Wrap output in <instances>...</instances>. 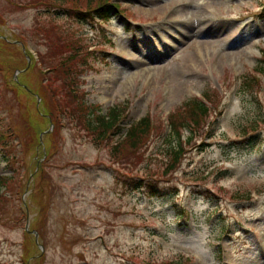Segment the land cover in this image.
<instances>
[{"label": "rangeland", "instance_id": "1", "mask_svg": "<svg viewBox=\"0 0 264 264\" xmlns=\"http://www.w3.org/2000/svg\"><path fill=\"white\" fill-rule=\"evenodd\" d=\"M117 1L126 17L113 13L76 25L107 57L82 76L86 101L102 113L128 103V125L146 115L165 119L210 89L222 112L212 108L205 135L203 127L193 133L201 145L184 148L177 171L158 182L176 190L158 196L123 180L161 171L170 145L157 137L161 122L146 161L135 154L118 165L109 142L63 117L58 151L45 161L30 144L23 112H32L39 82L54 73L42 44L49 14L0 0V126L19 135L8 140L17 172L0 199V217L13 215L11 226L0 224V264H264V84L253 93L241 85L250 72L260 79L254 67L264 50L257 15L264 0ZM54 12L60 25L72 22L61 9ZM0 174H9L1 158ZM25 226L38 232L42 247Z\"/></svg>", "mask_w": 264, "mask_h": 264}, {"label": "trees", "instance_id": "2", "mask_svg": "<svg viewBox=\"0 0 264 264\" xmlns=\"http://www.w3.org/2000/svg\"><path fill=\"white\" fill-rule=\"evenodd\" d=\"M6 2L9 4L10 0H6ZM16 3L20 5L16 6L19 10L41 9L49 14V22L43 28L44 45L48 49V55H46L44 63L54 73L47 81L41 78L42 81L39 80L42 89L37 95L41 98L38 107L34 106L32 112L29 110L23 112V123L29 129L27 134L33 135V139L30 138V144L39 148L41 155L44 152L45 161H49L58 150L55 133L60 131L63 125L62 118L65 117L66 123L77 121V123L88 125L95 141L104 140V143L109 142L108 153L118 165L123 159L128 158L126 162H130L129 157L135 154H140L144 158L145 146L150 137L155 135L156 132L151 117L146 115L133 122L128 127L123 139L113 140L115 134L122 132L120 124L127 110V104L114 105L107 110L106 114H99L95 113L93 108L85 103L84 93L79 94L76 87L77 77L93 68V60L99 57L98 50L96 47L95 49H89V44L82 35L76 32V29L69 25H60L54 15V10L61 9L68 19L93 18L94 14L100 18H106L111 11L118 12L117 3L113 0H17ZM0 18L2 20V17ZM2 40L5 41V39ZM30 58L31 62H34L31 54ZM254 69L264 73V59L259 61ZM56 74H61V76L56 78ZM51 79L55 80L56 84L51 83ZM241 85L245 90H248L255 85L260 86V81L252 75H247L243 77ZM203 95L210 105H207L201 99L191 98L184 102L180 112L177 110L170 114V131L166 139H169L170 143L167 150V160L164 161L161 171H150V175H156L157 173L160 178H165L164 175H171L179 168L183 154L186 152L184 146L182 147L184 139H182L180 129L190 130L191 135L185 141V144H189L193 133L199 131L201 127L204 128L207 124L210 111L218 102V94L215 91L208 89L203 91ZM52 108H57V111ZM19 114H22V112L19 111ZM50 123L53 124V129L43 134L41 145L38 143L39 134L47 130ZM245 129L252 130L251 127ZM14 137H19V135L14 136L12 131L0 132V150L5 157L6 166L12 170V173L17 172L11 165L16 157L11 151L13 147L10 146L8 140L10 139L12 144ZM171 137L172 142H170ZM173 142L175 145L171 144ZM12 181V175L0 177V199L5 198L4 194L11 192L7 185H10ZM123 183H137L140 187L144 185V181L140 176H129L123 180ZM148 187L156 193L165 188L163 186L155 188L153 184H148ZM2 189L4 190L2 191ZM6 220L7 217H0L1 223L7 224ZM162 264L181 263L179 261H168Z\"/></svg>", "mask_w": 264, "mask_h": 264}, {"label": "bare ground", "instance_id": "3", "mask_svg": "<svg viewBox=\"0 0 264 264\" xmlns=\"http://www.w3.org/2000/svg\"><path fill=\"white\" fill-rule=\"evenodd\" d=\"M187 9V8H186ZM189 13V11H188ZM195 61H196V57H194V59H192L190 62H189V65L191 68H194V65H195Z\"/></svg>", "mask_w": 264, "mask_h": 264}]
</instances>
